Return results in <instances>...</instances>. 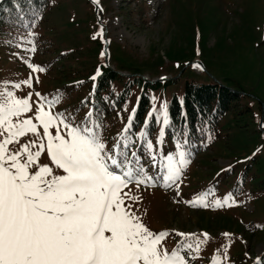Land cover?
<instances>
[{
    "label": "rangeland",
    "instance_id": "obj_1",
    "mask_svg": "<svg viewBox=\"0 0 264 264\" xmlns=\"http://www.w3.org/2000/svg\"><path fill=\"white\" fill-rule=\"evenodd\" d=\"M48 9L30 29L14 31V47L0 40V93L10 91L31 104L20 119L31 118L42 135L35 120L36 108L42 106L71 126L92 128L109 155H116L119 146L122 167L113 170H131L134 177L122 189L124 206L153 233L166 232L161 245L169 253L179 249L185 264H213L214 259L217 264H252L264 250V0H51ZM101 29L102 36L97 35ZM34 34L45 45L36 61L22 49ZM97 41H105L104 48ZM101 53L111 69L141 80L133 82L119 116L88 119L85 106L75 107L84 90L77 98L72 88H59L87 75L92 66L103 70ZM40 60L47 65L40 67L44 71L29 67ZM162 75L167 79L153 81ZM30 78L31 86L23 83ZM186 81L216 82L240 91L234 101L239 105L221 116L216 139L196 151L183 146L185 130L177 135L164 129L174 95L183 106ZM142 93L149 101L144 119L134 131H125L133 125ZM50 131L55 135V128ZM35 139L29 133L8 148L15 152ZM178 145L189 162L166 184L167 157L179 166ZM39 163L63 174L46 152ZM198 197L210 206L189 203ZM225 197L224 206H211ZM182 242L192 245L190 255Z\"/></svg>",
    "mask_w": 264,
    "mask_h": 264
},
{
    "label": "snow or ice",
    "instance_id": "obj_2",
    "mask_svg": "<svg viewBox=\"0 0 264 264\" xmlns=\"http://www.w3.org/2000/svg\"><path fill=\"white\" fill-rule=\"evenodd\" d=\"M102 33L103 29L97 35ZM23 83L31 86V78ZM29 111L28 98L0 93V264H185L179 249L169 253L161 245L166 232L153 233L130 206H124L122 189L134 177L131 170L119 174L113 170L122 167L119 146L116 155H109L92 128L71 126L62 115L38 106L35 120L43 129L41 135L31 118L20 119ZM59 125L66 134H61ZM29 133L36 139L21 144L18 151L9 150L8 145ZM44 152L63 174L39 163ZM177 155L179 166L171 155L167 157L166 184L175 181L189 162L179 145ZM228 200L225 197L211 206H224ZM189 203L210 206L204 197ZM178 235L191 238L194 234Z\"/></svg>",
    "mask_w": 264,
    "mask_h": 264
},
{
    "label": "trees",
    "instance_id": "obj_3",
    "mask_svg": "<svg viewBox=\"0 0 264 264\" xmlns=\"http://www.w3.org/2000/svg\"><path fill=\"white\" fill-rule=\"evenodd\" d=\"M49 7L50 0H2L0 2V30L12 24H31L37 21L43 12L48 11ZM92 70L93 66L87 75L79 77L77 81L70 84L74 87L75 93L84 90V100L80 102V106L89 101L91 114L96 118L105 115H120V107L117 105L125 100L130 85L133 82L139 83L140 76L131 75L129 78L105 69L102 73L98 71L99 75L96 74L93 79V76L89 77ZM117 84L120 87L118 91L115 90ZM239 97V94L215 82L187 81L184 86L183 108L176 96H173L169 102L170 125L176 131L186 128L190 141H201L206 137L208 130L214 131L213 127L222 113L239 105L238 101L234 102ZM148 104V97L142 93L135 110L134 121L142 118ZM211 139L213 142L215 136ZM261 259L264 264V253Z\"/></svg>",
    "mask_w": 264,
    "mask_h": 264
}]
</instances>
